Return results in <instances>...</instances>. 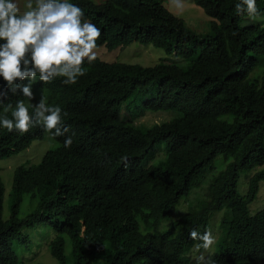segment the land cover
<instances>
[{
  "label": "trees",
  "instance_id": "1",
  "mask_svg": "<svg viewBox=\"0 0 264 264\" xmlns=\"http://www.w3.org/2000/svg\"><path fill=\"white\" fill-rule=\"evenodd\" d=\"M191 1L211 18L212 35L192 32L161 0H68L101 30L97 46L150 43L180 61L143 66L96 56L74 85L37 76L34 96L67 112L73 143L66 149V136L55 139L40 163L16 170L8 189L0 176V264H26L15 243L42 221L54 223L50 251L60 264H68L61 234L73 264H197L201 253L217 264L264 261V207L250 209L264 182V168L257 170L264 165V0H256L257 16L237 14L240 0ZM132 98L146 99L144 114L177 116L135 124L123 119ZM10 138L0 131V153ZM219 156L226 165L218 171ZM246 171L253 172L242 194ZM26 198L37 206L22 219ZM193 229L216 237L195 258L190 252L202 242L190 237Z\"/></svg>",
  "mask_w": 264,
  "mask_h": 264
},
{
  "label": "clouds",
  "instance_id": "2",
  "mask_svg": "<svg viewBox=\"0 0 264 264\" xmlns=\"http://www.w3.org/2000/svg\"><path fill=\"white\" fill-rule=\"evenodd\" d=\"M171 3L178 9L184 6L182 0ZM24 8L21 12L18 0H0V131L11 136L0 158L19 156L23 160L13 169V176L20 166L41 162L43 155L31 162L39 156L41 143H54L69 132L64 119L67 112L50 99L48 103L44 97L34 96L33 82L37 76L45 83L64 77L65 85L76 84L86 74L82 68L85 60L96 59L101 37V30L84 20L83 10L68 0H26ZM235 9L237 14H259L256 0H240ZM26 79V84L21 83ZM42 135L45 137L40 138ZM72 143V136H66L64 147L70 148ZM1 180L5 185L2 176ZM190 237L202 242L195 246L197 250L205 251L216 239L211 230L200 234L193 229ZM197 264L217 262L201 253Z\"/></svg>",
  "mask_w": 264,
  "mask_h": 264
},
{
  "label": "rangeland",
  "instance_id": "3",
  "mask_svg": "<svg viewBox=\"0 0 264 264\" xmlns=\"http://www.w3.org/2000/svg\"><path fill=\"white\" fill-rule=\"evenodd\" d=\"M96 3H104L107 0H93ZM21 6V12L26 10L24 4L26 0H18ZM164 7H166L171 13L175 16L182 19L185 26L190 29L192 32L196 33L199 36L207 37L213 34L211 28V18L206 15L204 10L192 2L191 0H182L183 8L178 9L172 3L171 0H161ZM249 17H244V20L240 24L246 25L249 24ZM259 21L264 25V14L260 16ZM96 56L102 60L114 63V62H123L130 64H141L143 66H153L160 62L163 59L170 61L177 60L171 55L167 54L164 49L154 46L153 44H141L139 42H133L132 44L125 47H118L113 50H108L104 46H97L95 49ZM180 61V60H177ZM256 71V70H255ZM146 99H138L135 101L133 98L127 100L123 110V119H132L135 124H143L147 127H151L155 124L163 123L171 120L177 116V112L174 110H161V111H146L144 114L143 102ZM141 115V116H140ZM139 116V117H138ZM138 118V119H137ZM53 143L44 142L40 144L39 156L35 161L38 162L42 155L49 149ZM158 158L163 156L162 151H159L156 155ZM223 156L216 158V170H222L225 168L226 162L223 161ZM23 160L19 159V156L10 157V158H0V175L3 177L5 185L10 188L13 178V169L21 164ZM264 168V165L258 167L257 170ZM256 170V169H255ZM256 170V171H257ZM254 171V170H253ZM253 171L242 172L240 175L239 181V191L242 194H246L248 190L249 178L252 175ZM37 202L34 199L26 198L21 207L20 217L23 219L29 214L34 212L36 209ZM264 207V182L261 184V188L257 198L251 203L250 209L252 213L259 211ZM180 213L183 206L182 202L178 205ZM227 212V209L224 208L218 215H224ZM10 203L9 200H5L4 204V216L6 218L10 217ZM177 215L178 214L177 212ZM217 215V216H218ZM216 216V217H217ZM217 230V229H213ZM215 233V232H214ZM58 236L53 224L51 223H39L34 227L24 228L22 239H18L15 243V249L21 258L26 264H60L57 259H55L50 251V246L53 240ZM66 239L65 253L68 257V264H73L71 260L72 245L69 237L66 234H61ZM26 237V239H25ZM207 250L206 252H209ZM214 251V250H213ZM196 248H193V251L190 252L192 258H195ZM258 264H264V261L258 262Z\"/></svg>",
  "mask_w": 264,
  "mask_h": 264
}]
</instances>
